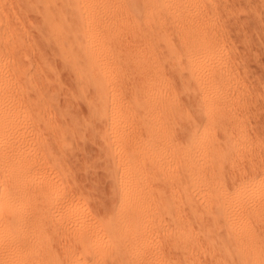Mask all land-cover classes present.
<instances>
[{"label":"bare ground","instance_id":"6f19581e","mask_svg":"<svg viewBox=\"0 0 264 264\" xmlns=\"http://www.w3.org/2000/svg\"><path fill=\"white\" fill-rule=\"evenodd\" d=\"M10 1L0 0V264H203L201 254L211 264H264V166L257 158L243 163L248 180L205 214L215 239L201 229L206 245L193 241L180 220L184 207L195 213L205 198L194 186L197 175L209 173L221 150L217 132L235 122L227 114L225 45L213 27L216 2L21 0L42 23L29 52L8 20ZM44 48L73 79L83 117L68 106L76 97H61L63 76ZM178 82L185 94L197 92L192 108L203 127L181 107ZM180 118L188 121L186 147L175 127ZM87 137L103 148L113 180L101 220L72 169ZM167 218L170 255L154 239Z\"/></svg>","mask_w":264,"mask_h":264},{"label":"rangeland","instance_id":"374dc122","mask_svg":"<svg viewBox=\"0 0 264 264\" xmlns=\"http://www.w3.org/2000/svg\"><path fill=\"white\" fill-rule=\"evenodd\" d=\"M19 1L21 0L10 1L9 3L10 6L8 5L9 10L8 9L7 10L8 12H10V8H11L13 11L11 10L12 12H10L9 14L10 19L8 20H10L9 22H11L10 24H12L11 26H13L15 34L23 37L22 38L23 40L25 38L24 42L27 41L25 44L28 45L30 50L29 49L27 50H29L30 52L31 51L30 47L33 44L32 42L35 41L39 35L38 31H42L41 17L38 18V16H40L38 15L39 12L37 13L35 12V10L33 11L35 13H33L32 10H30L31 12L28 11L29 9L27 6H24L23 1L21 2L23 3V5L21 3H18ZM32 1H33L31 2V4L33 3L32 5H37L34 3H38V0H32ZM214 1L216 2L217 7H216V11H214V13L216 12L214 15L215 17L212 15V19L216 18L215 21L213 22H215L217 27L216 25L213 27H215L214 30L216 31L217 38L219 36L218 40L220 41V45H221V41L224 43L222 47L225 45V47H223V49L225 48L223 52V58H225L226 60L227 70L229 71L228 73L230 75L227 84L228 86H226L225 84L226 88L230 90L228 91L230 96H232L231 102L227 107V114L229 117L235 118V122L231 127L226 128L222 132H217L218 135L217 137L219 141L221 140L220 141L221 150L220 152H217L212 168L209 169L211 172L209 171V173H207L205 176H202V174L197 175V181L195 182L194 186L196 187V189H198L201 192L203 196H205V198L202 200L199 198L200 201L198 199V202L196 204L198 209L197 212L195 211V213H193L189 211L188 208L185 209L186 207H184L182 209L183 212L181 211L180 213V220L185 225L183 232L186 235H190L193 241H195L196 238L201 240L203 243L200 241V244L202 245L204 244L203 246H205L206 244L204 243L205 240L202 236V233L200 234L201 229L203 230V232L209 233L212 239L216 238L215 229L212 227V223L209 221V218H207L205 214L212 211V206L215 205L216 200L222 201L221 198L239 189L242 186V181L245 182L246 180H248L246 175L243 173L244 171L243 166L246 165L243 163L245 161L247 162L249 158H252V160H254V158L255 159L257 158V161L256 160L255 161L257 163L259 162L261 166H264V0H214ZM17 3L19 5L21 4L20 6H24L27 8L25 9L23 8L24 10L20 9L22 7H20ZM15 4L16 7L14 6ZM216 14L218 17L216 16ZM18 24L19 26H17ZM205 26H208V23L207 24L205 23ZM17 30H19L21 34L23 33V35L19 34ZM171 38L172 39L175 38V43L177 45L181 44V42L178 41L177 36L174 37L171 35ZM44 49L46 51L44 50L43 52L47 55L48 59H50L49 61L55 65V68L59 72L58 69L59 64L57 62L59 61L58 60L59 57H57L56 53H54L53 50L51 51V49H46V48ZM53 53L56 55V57L53 56L54 55ZM32 54L34 53H30L31 57L30 56L29 57L34 59L33 56L35 57L36 53L35 55ZM56 58L58 59L56 60ZM52 59L54 62H52ZM167 67L168 66H166L165 69L169 70L170 72L171 68H167ZM63 72H64L63 74L61 71L59 73L62 74L61 76H63L61 77L62 80L61 82L63 83L64 92L67 96L64 95L61 97L64 100L65 98L67 99L69 98L68 99L69 101L70 100L72 101L73 96L76 97L75 99L74 98L73 99L77 100L78 105L75 103L76 101L74 100H73L74 102H72L71 105L70 104L68 105L69 102L67 99H66L67 100L66 104L70 106V111L71 109H74L76 107L75 110L82 112L81 115L83 117V112H84V105H82L83 102L80 100L82 102L81 103L77 99V96H75L77 95V92L73 82L71 83L72 85L70 84V82L73 79L69 81V77H70V75L68 74L69 72H67L66 70H63ZM67 75H69V77ZM175 89L177 90V94L179 97L178 99L181 104V107L184 108L183 110L188 111V113L191 115L190 117L191 118L193 117L192 121L196 122L197 123L196 125L199 128L203 127L204 125H202V123L199 122L201 115L200 113H197L195 111L196 110L195 106H197V100H198L197 92L195 91L190 96L189 94H185L179 82L175 84ZM51 90L54 91L53 89ZM62 98H60V101L63 100ZM62 103L63 102H61V105ZM64 104L65 103H63L62 106H64ZM192 107L193 108L195 107L194 108L195 110ZM75 110L72 112L75 113ZM181 117H185V116H181ZM184 119L180 118V120H177L175 127H177L178 129L177 136H178L179 144H181V146L183 145L186 147L187 143L185 136L187 135L186 131H188V124H187L188 121ZM87 139L89 141L87 142L89 143V146L91 142H93L90 146V149L87 148L84 149L85 148L84 146H86L87 144L84 142H83L84 144L79 142V147H81V149L83 147L82 151L80 150V148L79 149L76 148L78 146L74 147L77 149V151L79 150L81 151V153L82 152L83 153L82 155L80 154L79 156V153L76 152V150H74V152H76L77 154L76 153L73 154L78 156L79 159L76 156H75L76 158L74 157H73L74 159L72 158L71 163L75 167V168L72 167V169L73 171H76V169L80 170V171L78 170L76 171L77 173H75L76 174L75 176L79 185H82L83 188L85 187L86 189L84 191L85 193L84 198L85 201H87L86 203H88L87 206L89 208V211L91 215L94 216V218H96L97 220H101L103 218H107L106 216H108L107 203L112 198V197H108V195L112 196L113 193V189H112L113 187L110 189L112 190L111 192L109 191V187L113 185V180L111 179L110 175L106 173L107 171L105 169L107 166H103V164L106 162L104 153H102L103 148L100 147L101 145L99 146L97 144V141L96 142L93 140L91 141L90 140L91 138L88 137ZM99 141L101 140L98 139V142ZM94 142L98 146L96 144H95L96 146H94L93 145ZM85 150L87 152H85ZM88 151L92 156L88 153ZM93 151L96 152L94 153ZM90 159H92L93 161ZM90 161L94 163L92 165L95 166L94 167L91 165L92 168L94 167V169L90 168L92 170L88 168V165L91 164ZM71 163L70 166H72ZM85 164H87V169H88V170L86 169L87 171L84 170L86 168ZM99 165L100 167H102V169L103 167L105 168L103 169L105 170V172H103V170L99 167ZM104 165H106V163ZM82 166L84 169L82 168ZM216 170H219V172L222 171L224 175H220V176L217 175L218 172ZM260 176L255 177L257 181L259 180V178H261ZM87 178L89 180V183L87 182ZM241 178L244 180H240ZM80 181L83 183H81ZM90 181H92L91 188H90ZM164 184H165L164 182H161V184L159 183L158 186L161 190L162 189L166 190V184L165 185ZM163 185L165 186V188ZM86 197H89L90 199ZM102 202L104 205L102 204ZM208 202H210L211 205H209ZM166 222L169 224H166ZM166 222H164V225L166 226L165 231H163L162 234L160 233L158 237L156 238L154 237V239H156V241L159 240V243L161 244V246L163 245L162 248L163 250H165L164 252L166 254H168V252L171 251L169 253L170 255L172 253V250L171 249L169 250V248L174 239V236L173 237L171 236L173 235L172 233L174 230V226L172 224L173 222L171 218L170 220L169 218H167ZM168 235H170V237ZM164 242L167 243L164 244ZM206 256L207 255L201 254L200 258L203 257L202 258L203 260L200 259L199 261L203 264H207V263L211 264L210 261L206 259L207 258Z\"/></svg>","mask_w":264,"mask_h":264}]
</instances>
